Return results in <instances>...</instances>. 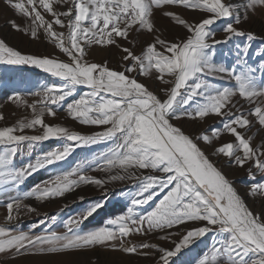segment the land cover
Masks as SVG:
<instances>
[{
  "label": "snow or ice",
  "instance_id": "6c2138e0",
  "mask_svg": "<svg viewBox=\"0 0 264 264\" xmlns=\"http://www.w3.org/2000/svg\"><path fill=\"white\" fill-rule=\"evenodd\" d=\"M3 4L14 13L15 18L5 21L11 31L47 42L66 59L26 53L0 38V64L31 65L59 81L32 93L39 98L31 103L18 91L8 97L30 109L31 116L0 125V194L6 196L0 203L7 211L0 225V257L6 259L0 264L29 256L69 258L33 264H97L92 259L97 249L146 258L151 264H184V252L209 234L210 249L196 264H264V136L255 143L264 132V51L255 53L262 57L258 64L249 63L257 35L244 27L259 17L264 30V0ZM157 13L167 24L157 23ZM218 22L222 39L214 27ZM133 33L148 37L139 52ZM234 38H244L234 46V61L218 62L216 46ZM94 47L115 48L117 66L110 67L108 59H90ZM225 79L230 86L216 82ZM237 98L249 105L247 111L237 107ZM58 111L80 126L99 130L86 133L46 121H56ZM211 116L220 120L219 127H209L211 135L192 127ZM4 120L0 112V122ZM224 133L232 139L217 145ZM50 139L62 143L33 156ZM100 145L103 149L91 159L77 158L67 170L24 189L39 171L68 164L77 149ZM21 157L26 160L18 165ZM221 158L224 166H218ZM235 170L250 177L243 194L232 178ZM117 182H130L133 189L126 193L124 210L84 230L82 225L105 209L107 185ZM82 186H95L103 195L62 220L63 231H39L43 219L27 231L12 224L22 207L37 212L25 200L62 198ZM248 199L259 200L260 210ZM133 237L140 239L134 242ZM81 255L87 258L72 259Z\"/></svg>",
  "mask_w": 264,
  "mask_h": 264
},
{
  "label": "rangeland",
  "instance_id": "374dc122",
  "mask_svg": "<svg viewBox=\"0 0 264 264\" xmlns=\"http://www.w3.org/2000/svg\"><path fill=\"white\" fill-rule=\"evenodd\" d=\"M240 0H237L239 3ZM191 15H195L192 13ZM8 18H15L12 10L7 9L3 0H0V38L6 39V41L12 45L16 46L19 50H22L26 53H34V54H53L59 55L61 59H66L63 55L59 53L58 50L54 49L52 45L47 42H40L32 40L30 41L28 37L22 36L19 33H15L11 31L6 25L5 21ZM157 23L164 25L167 24V21L161 20L159 13H157ZM222 22H218L215 27L217 31V39H222L223 34L219 31ZM245 28H251L256 35L257 39L252 42V51L249 54V63L256 65L259 63L262 57H258L255 55L258 51H264V30L261 28L260 18H257V22L252 25H244ZM181 31V30H177ZM182 34V33H181ZM132 38L136 40L135 51L139 52L140 45L148 39L145 34H141L138 38L135 34H132ZM244 38H234L231 42L227 44H220L216 46V60L218 62H227L228 65L234 61L235 57L232 55L234 51V46L237 43H241ZM122 43H124L122 41ZM89 58L95 62H102L104 59L109 60L110 67H116L117 61L119 59V54L115 48L103 49L99 47H94L90 50ZM143 79V78H141ZM219 84L224 86H230V82L225 79L223 81H216ZM52 83H59L56 78L51 77L48 73H45L43 70L35 68L31 65H7L0 64V112H2L5 116V120L0 122V125L3 124H11L16 119L22 117L31 116L30 109H26L23 106H18L12 103L8 97L13 94V92L18 91L21 95L31 103L34 99H38L32 93L38 92L45 85H50ZM87 89H81L80 91H86ZM237 104V107L243 105L245 111H247L249 105L246 102L239 100L238 98L234 101ZM46 121L51 122H63L66 125L82 130L84 132H91L94 130H99L97 128L89 127V126H80L70 119L65 118V113L63 111H58L57 120L53 121L52 118L46 117ZM219 127L220 120L218 117L211 116L205 122L193 125L194 129H204L207 134L211 135V132L208 131L209 127ZM255 132V129L252 130ZM31 134V133H30ZM261 136H264V132L260 133L256 136L255 143L260 142ZM232 137L227 133L222 134L220 140L215 141L218 145L219 143L231 140ZM62 142L50 139L49 141L43 142L41 145L37 146L33 156L41 154L43 151H47L49 149L55 148L59 146ZM103 145L94 146L93 149H77L76 153L72 158H70L68 164L54 165L45 170H41L38 173L34 174L24 185V189L27 190L31 188L33 185L40 183L42 181L48 180L50 177L58 174L62 170H67L69 164L75 163L77 158L83 159L84 157H88L91 159L92 156L96 155L98 150L103 149ZM89 151H91V155H89ZM211 149H209V152ZM214 161H217L216 157H212ZM26 157L18 158L16 163L19 165L25 162ZM218 166H224V160L221 158L218 161ZM92 175H101L98 172H91ZM259 173H257V178H259ZM232 178L234 179L235 186L240 189L243 194L245 190V186L247 185L250 177L246 175L243 170H235ZM109 188L108 194V203L103 211H99L98 214H94L93 218H90L85 222L82 227L84 230H89L97 226H101L105 219L110 216H114L116 214L121 213L125 206L127 205L126 193L128 191H132V186L130 182H117L113 184L107 185ZM123 189V192L120 190ZM103 195L101 189L95 186H82L76 191L66 194L62 198H54L46 201H38L35 199L25 200L24 203L31 205L32 207L37 209V212L28 213L23 207L20 209L18 220H14L12 222L13 225H18L21 229L27 231L30 226L35 223L39 225L40 220H45L43 225L39 226V231H43L46 228H52L55 231H63L61 221L66 220L71 216H75L78 214L84 207L87 206L88 203L94 202L96 199L100 198ZM83 196L84 201L79 200V197ZM6 200V196L4 194H0V202ZM248 203L254 208V210L259 211L261 207V202L259 200L248 199ZM7 211L6 208L0 203V225H4L6 222ZM55 216L57 219L52 220L51 217ZM133 241H138L140 237H133ZM178 239V237H176ZM167 247H172L171 242H160ZM212 243V234H209L203 240L198 242L196 246L192 247L191 251H185L184 255L181 257L184 264H196V260L198 258H202V255L207 253L210 249ZM97 255L93 256L92 259L97 261V264H128L129 261H132V264H151V260L146 258H140L136 256H128L119 252H107L103 249L96 250ZM87 257L84 255L72 257V259L84 261ZM6 258L0 257V260H4ZM63 260L69 259L68 257H24L18 258L14 260H8L7 264H33L34 261L37 260ZM179 264V262H177Z\"/></svg>",
  "mask_w": 264,
  "mask_h": 264
}]
</instances>
